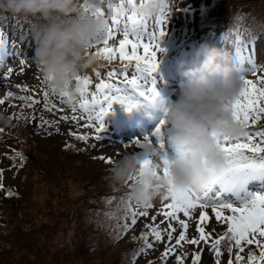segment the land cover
<instances>
[{
	"label": "rangeland",
	"instance_id": "obj_1",
	"mask_svg": "<svg viewBox=\"0 0 264 264\" xmlns=\"http://www.w3.org/2000/svg\"><path fill=\"white\" fill-rule=\"evenodd\" d=\"M238 3L243 4L240 11L236 10ZM255 4L256 7H252ZM205 8L206 10L201 12ZM212 10H214L213 13ZM125 12H131L128 5ZM238 14L242 16L237 18ZM231 16L234 17L233 20ZM263 19L264 0H175L173 10L166 16L165 35L159 41L160 51L157 52L156 57L157 70L151 76L145 77L146 86L153 87L156 95L154 98L146 99L139 94L140 90L129 91L128 89L123 93L128 98V103L124 105L126 107L130 105L133 95L136 94L142 102V109L137 107V109L140 108V112L137 109L133 112L137 117H141L152 108L157 109L159 107L155 103L157 97L160 100L163 96L168 97L169 100L164 103L170 107L176 100L174 93L181 79L176 80V74L179 77L178 71H181V64H188L192 59L188 47L195 45L196 49L198 47L196 45L203 42L205 34L200 31L201 24L209 20L214 22L210 25V37H214L222 26L228 24L229 27L244 25L251 33L248 38L257 39L256 60H251L248 56L245 60L239 57L238 52L241 55L248 52V46H246L234 53L227 64L239 78L255 81L256 76L252 75L254 72H257V76L264 73H260L261 70L264 71V35L259 33L264 32V26L255 24L256 20ZM154 22L149 23L150 31L155 28ZM183 28L188 30V34L182 35L187 36L178 38V42L172 46L169 43L170 40L172 37L180 36ZM31 34L32 31L27 30L19 45L13 44L14 41L8 39L4 42L1 40L0 45V99H4V103L0 104V112L4 113L8 119L7 124L0 123V185H2L0 208L4 210L0 213V228L4 230L0 233V242L4 243L0 252V263L169 264L172 261L177 264V256H180L184 264H192L193 255L199 254L201 255L199 264H216L218 258L210 247L211 241L208 244L201 242L199 245H191L181 242L180 245H176L175 241L182 231L180 224L176 221H171L175 231L172 232L173 238L168 239V232L171 231L168 228L169 221L162 215H158L164 203L161 198L154 201L150 208L142 210H147L148 215L138 216L135 225L131 224L132 206L131 210L125 207L124 192L119 195L111 192L103 205L100 200V211L95 213L99 216L96 225L85 218L88 216H85L87 211L84 209H87L88 204L78 199V195L86 196L95 192L101 193L104 188L111 189L110 186L108 187L105 168L110 164L100 160V157L113 160L118 158L121 152L135 153V149L131 146L128 148L125 146L134 140H140L137 134L142 131H135L140 126L139 122L131 117L130 110L121 117L105 116L102 122L104 130L99 134V139L94 138L97 135L94 128L84 127V119L73 120L74 115L80 117L82 114L79 110L73 113V107L67 106L59 96L45 88L40 72L32 62L34 46ZM119 38L122 37L118 33L115 43H118ZM237 43L236 41L231 46ZM21 61L24 62L23 65ZM114 67L119 68V63L113 62L109 65L105 61L99 62L96 70L100 72V76L96 79H93L94 71L87 72L85 75L93 79V85L90 86L89 91H95L94 84L98 82V79L106 78L107 72ZM8 68H11L13 72L5 79ZM171 81L176 84V88L166 94V88L170 86ZM20 87L28 96L23 94ZM44 91H48L47 110L44 107ZM9 92L12 96L5 99ZM30 96L40 103L32 104L31 101L20 99V97ZM120 104L114 103L111 109H116ZM56 114L59 117L58 123H56ZM62 116L68 119L62 120ZM85 131L91 134V139L86 141L77 139V136ZM169 137L166 138L165 143L149 141L150 148L158 157L166 154L168 159L175 158L174 151L167 143ZM137 152L140 153V151ZM17 153L23 156V160ZM260 167L261 174H264V163ZM256 179L261 180L263 176L258 174ZM84 181H90L89 185ZM9 192L11 195H8ZM256 196H264V188L256 194L253 190L248 191L247 187L239 188L235 173L224 175L197 197L199 203L208 209L194 211L191 219L180 214L179 218L189 223L186 238L199 239L196 228L200 211H205L209 216V221L205 225L206 231L213 239L217 238L227 230V226L216 221L211 208L243 207ZM124 213L129 217L127 223H124L120 216ZM154 216L155 220L152 219ZM16 225V229L23 228L22 234L19 235L23 242L19 240L12 243L10 237L14 235ZM126 225L128 227L123 234ZM146 225L158 226L162 239L156 241L150 233L147 236V242L152 244V248L140 252L145 241L139 234L149 231ZM96 229L99 235L93 236L92 232ZM86 234L90 236L86 239L88 242L91 241L89 245L92 249L88 250L91 252L85 250L84 253H78L74 247L81 241L80 237ZM121 242L124 243L115 245ZM229 247H232L231 259L235 264V255L238 250L227 241L221 244L222 256L219 257L221 264H227L230 259ZM166 248H173L174 251L166 258H162ZM249 252L259 254V250L254 245L247 246L245 251L240 253L244 257L241 264H247ZM134 253L139 255H132ZM126 256L131 259L127 261Z\"/></svg>",
	"mask_w": 264,
	"mask_h": 264
},
{
	"label": "clouds",
	"instance_id": "obj_2",
	"mask_svg": "<svg viewBox=\"0 0 264 264\" xmlns=\"http://www.w3.org/2000/svg\"><path fill=\"white\" fill-rule=\"evenodd\" d=\"M174 2L146 0L141 4L137 0L131 13L151 23L172 11ZM81 3L86 4L87 13ZM126 7V3L121 7V0H0V14L40 21L31 34L32 62L45 88L69 107L81 99L78 79L95 71L101 61L89 45L103 37L113 20L125 18ZM102 11L105 15H99ZM227 64L224 51L207 44L194 50L188 64H181L176 100L164 118L173 131L167 143L174 159H161L147 148L142 155L125 151L112 160L106 180L110 187L126 190L131 206L148 207L170 191L198 197L214 179L230 171L233 163L220 151L217 139L236 142L245 138L248 129L233 118L231 105L244 85ZM0 123H8L2 112ZM145 160L151 164L142 169Z\"/></svg>",
	"mask_w": 264,
	"mask_h": 264
},
{
	"label": "snow or ice",
	"instance_id": "obj_3",
	"mask_svg": "<svg viewBox=\"0 0 264 264\" xmlns=\"http://www.w3.org/2000/svg\"><path fill=\"white\" fill-rule=\"evenodd\" d=\"M141 4L146 0H139ZM127 4L129 8L136 6V0H121V7ZM81 8L87 13L88 9L85 3H81ZM109 9L112 5L109 4ZM99 15H105L102 11ZM167 13L158 17L155 20V28L149 30V23L146 20L136 17L134 14L126 13L125 18L113 20L110 25L106 27L103 37L97 40L95 43L90 44L89 47L95 49V54L100 56L101 59L107 62L109 65L113 62H118L119 68H112L107 72V77L104 79H98V82L94 84L95 91H89L90 86L93 85V79L100 76V72L95 70L93 79H90L88 75L78 79V83L81 85L80 102L77 106L72 108L73 113L79 112L82 114L80 117L73 116V120L84 119L86 128H94L97 134L94 138L99 139V134L103 132V120L108 114L109 109L114 103L126 104L128 98L125 93L126 90H140L139 94L145 96L146 99L154 98L156 93L153 87H147L145 77L151 76L156 72L157 52L159 49V41L165 35L164 26L166 23ZM106 24L108 22L106 21ZM122 38L117 40V34ZM237 42L240 41V34L236 33ZM21 61V65H23ZM131 70V71H130ZM23 71V68H21ZM13 70L8 68L5 73V79L11 75ZM256 76V80L251 79L243 80V88L241 90L239 98L231 105L233 118L236 122L243 124L247 129L252 125H255L261 118H264V74L257 76V72L252 74ZM27 91V89H24ZM12 93L6 94L5 99L11 97ZM45 104L44 107L47 110L48 104V91L43 92ZM22 101H31L32 104L40 103V101L33 99L32 97H20ZM62 102L64 99L61 98ZM4 103V99H0V104ZM133 105H129L132 107ZM62 120H67V117H61ZM164 121H161V125ZM160 127L158 126L153 133V136L159 138ZM77 139L86 141L88 136L80 135ZM135 146V148L145 147L149 145L148 138H144L143 143L140 140H134L129 145ZM217 146L232 163L240 165L241 161H245V154H251L252 156H258L264 153V130H251L247 131L244 139L232 142L228 138H218ZM23 160V156L17 153ZM105 163H112V159L100 157ZM165 165L167 161H164ZM151 161L145 160L141 163V168L150 166ZM163 175L168 176V169L165 166L163 169ZM2 187V185H0ZM11 195V192L8 193ZM163 203L162 210L158 215H162L165 220L169 221L168 228L171 231L168 232V239L171 240L172 232L175 229L172 227L171 221H176L180 224L182 231L179 233L178 239H176V245H180L181 242H186L191 245H199L201 242L208 244L211 241L210 247L213 250L216 260V264H221L219 257L222 256L221 244L224 241L229 242L238 251L235 255V264H241L244 257L240 255L245 251V246L254 245L259 250V254L249 252L247 257V264H264V196H256L248 205L243 207H213L211 212L217 222H220L227 226V230L213 239L211 234L206 231L205 225L209 221V216L205 211L199 212V222L197 224L196 231L199 233V239H187L186 233L189 228V223L180 219V214L183 217L191 219L192 213L198 209H208L204 205L199 203L197 197H194L187 193H178L170 191L168 195L161 197ZM125 207L131 210V205L128 201H124ZM148 206L147 208H150ZM147 210L137 212L132 210L131 224L137 223V217L147 216ZM153 220L156 217H152ZM127 225L125 230H127ZM151 235L156 241L162 239V233L158 226H149ZM141 239L145 241L144 247L140 252H145L146 249L152 248V244L148 243L147 235L142 234ZM174 251L173 248H166L162 254V258H166L169 253ZM230 259L227 264H233L231 259L232 247L228 248ZM201 255L194 254L192 257V264H199ZM177 264H184L182 257L177 256Z\"/></svg>",
	"mask_w": 264,
	"mask_h": 264
},
{
	"label": "trees",
	"instance_id": "obj_4",
	"mask_svg": "<svg viewBox=\"0 0 264 264\" xmlns=\"http://www.w3.org/2000/svg\"><path fill=\"white\" fill-rule=\"evenodd\" d=\"M250 1H252V0H250ZM242 6H243L242 3H238V8L236 10L240 11L242 9ZM252 7H256V4L253 5ZM257 7H259V6H257ZM239 16H242V14H238L237 18H239ZM230 18L232 20L234 19L233 16H231ZM38 23H40V21H38L36 19H33V18L25 19V18L14 17V16L6 15V14H0V27H6V26H11L12 25V26H14L16 28H19L20 32H24V29H26L27 27L35 29V27L37 26ZM255 24L264 26V19L263 20H256ZM235 26H236V30L233 31V32H230V30H232ZM245 28L246 27L244 25H234V26L229 27V25L227 24V25L222 26L221 29H219L220 31H222L221 35L218 32V33H216V37H218L220 41H222V40L223 41H227L231 34H233V36H235V38H236V33L237 32L239 34H241V32H243L245 35H248L250 33V30L249 31H245ZM221 38H222V40H221ZM255 125H258L256 127L257 129L264 130V120H259ZM105 168L107 169L108 167L105 166ZM261 170L257 174H260V175H262L264 177V174H261L262 173ZM84 183L88 184V183H90V181H84ZM87 186L85 188H87ZM108 187H109V183H108ZM121 191L122 190L114 189V188L111 187V189H105L104 188L101 193L95 192L94 194H90V195H86V196H84L82 194H79L77 198L78 199H82V202H85V203L88 204V205L86 204L87 205V209H84V211H87V214L85 216H88V217H85V218H88V220L91 222V224L96 225L97 224L96 222L99 220V216L95 215V213L100 211V209H99L100 208L99 206L101 205L100 200H102V205H103L104 201L108 198V196H110L111 192H113L115 195H119V192H121ZM86 205H84V206H86ZM73 206L75 208V205H73ZM120 216H122V220H123L124 223L128 222L129 217L127 216L126 213L121 214ZM16 227H17V225L14 227V235L10 237L12 243H14L16 241H19V240H22L19 235L22 234L23 228L16 229ZM19 227H22V226H19ZM148 230L150 231L149 228H148ZM149 231L144 232V233H140L139 235L141 236L142 234H144V235L149 236L150 235ZM92 234H93V236H96V234L99 235V232L96 229L95 231L92 232ZM86 237H90V236L87 235V234L86 235H82L80 237L81 241L79 242V244L76 245V247H74L77 250L78 253H84L85 250L87 252H89V253L91 252V251H88V250L92 249V247L89 245L91 241L89 240V242H88ZM22 242H23V240H22ZM122 243H124V242H121L120 244H122ZM120 244H116V245H120ZM0 252H2L1 248H0ZM120 254H121V252H120ZM3 255L5 256V252L3 253ZM132 255L137 256L139 254L134 253ZM128 259H129V257L126 256V260L127 261H128ZM130 259H131V257H130ZM161 263H164V262H161ZM171 264H174V262H171Z\"/></svg>",
	"mask_w": 264,
	"mask_h": 264
},
{
	"label": "bare ground",
	"instance_id": "obj_5",
	"mask_svg": "<svg viewBox=\"0 0 264 264\" xmlns=\"http://www.w3.org/2000/svg\"><path fill=\"white\" fill-rule=\"evenodd\" d=\"M256 46V45H255ZM255 46H254V48H253V50H252V53H251V57H250V59L252 58L253 60H256V57H255ZM179 70V69H178ZM178 73H180V71H178ZM173 84V83H172Z\"/></svg>",
	"mask_w": 264,
	"mask_h": 264
}]
</instances>
